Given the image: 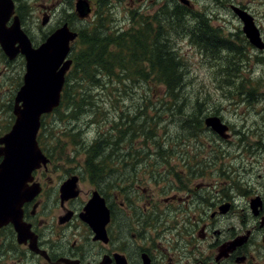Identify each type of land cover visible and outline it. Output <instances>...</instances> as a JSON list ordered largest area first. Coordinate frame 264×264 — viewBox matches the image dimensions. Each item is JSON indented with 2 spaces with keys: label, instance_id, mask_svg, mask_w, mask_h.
<instances>
[{
  "label": "flooded vegetation",
  "instance_id": "obj_1",
  "mask_svg": "<svg viewBox=\"0 0 264 264\" xmlns=\"http://www.w3.org/2000/svg\"><path fill=\"white\" fill-rule=\"evenodd\" d=\"M232 6L253 17L262 47L249 42L241 22L235 32L226 33L221 27L218 35L228 43L221 51L224 74L233 75L228 65L243 61L250 77V69L264 67V27L248 7L226 3V10L232 12ZM254 82L255 77L243 80L234 90L255 116L254 131L244 127L233 137V126L219 118L227 127V136L220 138L202 122L222 148L236 138V166L222 164L226 158L222 150L214 156L196 150L195 154L205 156L197 163L187 162V172L175 174L170 185V174L163 177L157 171L151 180L155 190L143 191V196L138 191L132 194L125 180L103 185L104 176L115 175L114 171L96 174L87 166L84 173L71 161L54 167L56 160L39 140L48 163L30 175L27 185L36 190L18 206V226L14 206L12 219L0 221V264H264V80ZM172 156L171 150L169 160ZM218 159L225 179L194 183L204 180ZM194 165H200L199 171ZM234 171L237 174L232 176ZM66 183L71 189L64 194ZM94 196L103 201L107 213L106 218L104 210L93 216L101 234L86 221L87 205Z\"/></svg>",
  "mask_w": 264,
  "mask_h": 264
},
{
  "label": "rangeland",
  "instance_id": "obj_2",
  "mask_svg": "<svg viewBox=\"0 0 264 264\" xmlns=\"http://www.w3.org/2000/svg\"><path fill=\"white\" fill-rule=\"evenodd\" d=\"M75 1L76 0H16L17 7H19V17L22 27L33 41L32 43L37 45L43 42L47 36L61 27L64 23H66L72 31L77 33L88 24V27L91 28L94 15L98 12H104L106 8H108L109 11L105 15L103 23L111 29L126 31L132 27V23L129 19L131 10H136L137 12L142 10L141 14L145 15L149 10L150 13H152L156 9L155 5L157 3H162V0H106L105 3H100V0H90L88 2L91 7V13L87 18L81 20L77 17L74 9ZM189 1L193 6L194 12L202 10L208 12L213 24L217 28L222 27L223 31L226 33L230 31L235 32L241 24L238 18H236L229 9L226 10V3H231L233 5L240 4L244 7H248L254 14L253 16L258 18L260 24L264 27V0ZM69 3H71L72 6H69ZM93 9L94 14L92 15ZM65 13H74L76 17L67 18L68 22H66ZM45 15L49 16V22L47 25L42 26L41 21ZM109 19H112V21L108 22ZM172 40V46L176 49L178 55L182 57L183 62L186 64L187 73L189 74L185 79L182 90L179 91L177 104L172 108L173 113L176 115L174 119L180 120L182 123L181 125H184L187 129L180 130L175 127L174 123H171L166 129V131L171 134H168L169 138L163 135L164 132L162 133L159 126L153 131L158 134L159 138L157 140L160 141L161 145L167 147L166 149L168 150L169 148L172 150L173 156L168 160L169 164L166 162V159H164L166 155L158 151L157 147H153V149L151 147H146L145 138L139 135V133H141L139 130H143L140 126H136L134 131L130 130V134L122 138V142L119 144L120 150H116V153H118L121 158L117 163L121 162V160L128 163L127 168L124 170L128 175L123 176L121 171H117L115 175L108 177L104 176L105 180L103 185H110L115 182L122 184L123 180L126 181L125 185H129L126 184L127 177H129L130 173L133 171L131 165L135 163L133 160L135 157H133V155L136 151L150 152L153 154L152 159L147 160V162L145 158H139V161L144 164L140 169V173L136 174L137 180L135 184L132 185L133 191L131 193L134 194L138 191L137 194L140 196H143V191L149 193L155 190L154 183L151 180L153 176L157 174V171L163 177L166 176V173L170 174V179L167 181L169 185L173 183L175 174L180 176L184 174L183 171L187 172V162L194 161L197 163L200 157L205 156L204 154H195L196 150H206L208 151V155L212 156L215 154L218 155L219 151L222 150L224 151L223 156L227 158L226 161V158L222 161V164L229 168L236 166L237 160L234 156L237 152L236 138L227 143V146H225L226 149L224 147L222 148L220 140L204 128L202 122L206 117L216 116L220 118L221 121L229 123L233 126V137H235L234 135L237 130L241 132L244 127L246 131H254L253 121L255 116L251 108L244 105V102H240L237 96L234 95L235 87L231 88L225 86L222 80L225 78V76H223L224 64L222 61L224 52H221L217 58H212V56L206 57L200 54L197 48L184 38H172ZM71 47L72 52L78 51L79 45L77 40L72 42ZM0 54L3 56V58L0 57V136H2L10 129L14 122V116L11 112L13 98L16 91L22 85L25 67L23 57L20 56L14 61H8L2 52ZM241 62L243 64V61ZM241 62H238L239 66L235 67L234 77L232 78L235 86L239 85L243 80L249 82V78L252 80L255 77L256 82H258L260 78L264 80V67L255 66L253 71L250 69L249 72L253 73L249 77L247 74L248 71H246L247 69L242 68ZM228 73L231 75L232 72ZM229 77L230 76L226 78L229 80ZM115 81L116 87H109L106 91L102 90L101 87L96 88V86L88 88L92 91L93 95H95L94 99L97 104L103 107V109L110 114V117L115 113L114 109L118 112V107H120L122 110H125L124 116L128 113V109V116L136 117V122L142 124L143 119L137 114V110H141L140 112L144 110L148 114L154 112L153 107H150V104L144 102L145 94H147L146 99L157 107V109L161 108L158 101L161 100L164 94L162 86H157L153 83L151 84L152 88L148 89L144 83L140 82L122 87V83H120L122 79H116ZM118 84L120 86H117ZM107 94L110 96H107ZM167 102L170 103L172 101L167 100ZM146 107H150V109L146 110ZM166 108L167 107H164L162 109ZM177 109L180 110L179 113ZM195 111H200L199 118L201 119L202 126L199 130L193 129L194 127L190 128L186 123L189 116H191L193 112L195 113ZM107 113H103L104 115L97 119V121L102 120L100 124L93 127H85V124H83V122L94 121L92 116L86 112H83L80 115V119L77 120H59V114L57 113L42 119L43 126L39 140L43 142V146L52 154V158L56 160L57 163H55L54 167L61 166L59 162L71 161L74 163L72 165L73 168H78L79 170L83 169L84 173L86 172L85 157L78 144L81 139L92 141L95 137L97 138L100 129H103V131L109 130V126L111 127V125L107 124V121H104L105 117L108 116ZM160 114L169 116L166 112H161ZM76 127L81 131L76 132ZM150 130L152 131L151 128ZM110 132L113 133L114 130L111 129ZM132 132L133 134L137 133L139 137H134L132 141L126 142L129 136L131 137ZM75 133H81V136L75 139V137L78 136L73 137ZM60 158H63V161H60ZM220 161L221 160L218 159L216 163L212 164L213 168L204 180L196 179L194 183H221L226 175L221 177V171L219 169ZM199 166L200 165H194V170L199 171ZM235 174H237V171H234L232 176ZM229 176H231V174H229ZM93 177L96 178V174H94Z\"/></svg>",
  "mask_w": 264,
  "mask_h": 264
},
{
  "label": "trees",
  "instance_id": "obj_3",
  "mask_svg": "<svg viewBox=\"0 0 264 264\" xmlns=\"http://www.w3.org/2000/svg\"><path fill=\"white\" fill-rule=\"evenodd\" d=\"M101 2L105 3L106 0H100ZM69 6L72 4L69 3ZM155 6L156 9L152 13L149 10L145 15L141 14L142 10L138 12L131 10L129 19L132 27L126 31L111 29L103 23L104 17L109 11L108 8L104 12H98L94 15L91 28L88 27V24L78 31L79 49L77 52L71 51L72 65L65 77L60 106L54 111V113L59 114V120H77L80 119L83 112H86L92 116L94 121L83 122L85 127L100 124L102 120L97 121V119L107 111L97 104L94 99L95 95L88 88L96 86V88L101 87L102 90L106 91L109 87H116V79H122L120 81L122 87L141 82L148 89L152 88L151 84L153 83L162 86L164 89V94L158 101L161 108L158 109L146 99L147 94H145L144 102L150 104L154 112L148 114L144 110L142 112L137 110V114L143 119L142 124L136 122V117L128 116V109V113L124 116L125 110L118 107V112L114 109L115 113L111 117L107 113L108 116L104 119L107 124L111 125L109 130L100 129L97 138L95 137L92 141L81 139L78 145L85 157L86 167L88 166L89 170L96 174H103L106 171V173L121 171L123 176L128 175L124 171L128 163L122 160L117 163L121 158L116 150H120L119 144L122 142V138L130 134V130L134 131L136 126L143 129L139 130L141 132L139 135L145 138L146 147L152 149L157 147L158 151L166 155L164 158L166 162L171 156V150L161 145L160 141L157 140L158 134L153 131L159 126L162 133L164 132L163 135L169 138V132L166 129L171 123H174L175 127L180 130L187 129L181 125L180 120L174 119L176 115L172 108L177 104L179 91L182 90L185 79L189 76L186 64L172 46V38H184L195 46L200 54L206 57L212 56V58L219 57L222 49L228 45L226 38L218 35L221 33L220 28L212 25V19L208 12L204 10L194 12L193 6L190 3L184 4L182 0H162V3H157ZM65 17L66 21L67 18H75L76 15L65 13ZM111 21L112 19L108 20V22ZM0 57L3 58L1 54ZM237 64L238 62H232L231 65L233 66L229 68L228 65V69L235 73L234 67ZM234 73L231 76L228 72L223 74L225 78L222 80L225 86L235 87L232 80ZM228 76H230L229 80L226 78ZM107 96L110 95L107 94ZM167 100L172 102L168 103ZM150 107H146V110H149ZM164 107L167 108L162 109ZM161 112H166L169 116L161 115ZM177 112L179 113L180 110L177 109ZM199 112H193L186 121L190 128L194 127L193 129L198 130L201 128ZM111 129L114 130L113 133L110 132ZM75 130L76 132L81 131L77 127ZM139 135L132 132L131 137L129 136L126 142L132 141L134 137L138 138ZM74 136H77L75 137L77 139L81 133H75ZM152 156L153 154L150 152L136 151L134 153L135 159L133 160L135 163L131 165L133 171L127 177L126 184L131 187L135 184L136 174L140 173L144 164L139 161V158H145L147 162V160L152 159Z\"/></svg>",
  "mask_w": 264,
  "mask_h": 264
},
{
  "label": "water",
  "instance_id": "obj_4",
  "mask_svg": "<svg viewBox=\"0 0 264 264\" xmlns=\"http://www.w3.org/2000/svg\"><path fill=\"white\" fill-rule=\"evenodd\" d=\"M182 2L188 4L187 0ZM74 9L80 19L87 17L91 11L86 0H77ZM232 12L242 23L243 33L249 42L261 48L253 17L234 6ZM10 20L11 24L8 26ZM47 23L48 17L44 16L41 25L45 26ZM76 37L77 34L65 23L42 44L33 48L21 29L18 16L15 15L13 0H0V49L10 61L17 56H22L25 61L22 85L14 97V122L9 132L0 137V221L12 219L14 206L16 219L13 220L14 225L18 226V206L35 194L32 192H35L36 187L27 185L31 180L30 175L47 163L36 141L40 119L42 115L52 113L59 106L65 75L72 64L68 59L70 44ZM204 125L220 138L227 136V127L217 117L205 118ZM70 189V184L66 183L61 192L65 194ZM87 206L86 221L97 234H101L103 230L94 227L98 223L93 216L104 210L105 218L107 217L103 201L94 196Z\"/></svg>",
  "mask_w": 264,
  "mask_h": 264
}]
</instances>
